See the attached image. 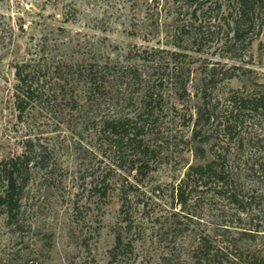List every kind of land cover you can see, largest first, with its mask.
<instances>
[{"label":"rangeland","instance_id":"1","mask_svg":"<svg viewBox=\"0 0 264 264\" xmlns=\"http://www.w3.org/2000/svg\"><path fill=\"white\" fill-rule=\"evenodd\" d=\"M200 1L205 5L197 19H205L210 31L220 29L203 40L202 52L195 50L197 45L187 33L175 32L177 24L187 23L190 0H0V160L21 153L23 141L31 139L48 149L57 174L29 186L22 230L12 232L0 214V264H108L120 220L121 182L126 191L132 190L129 183L138 187L130 190L137 194L129 235L134 252L113 264H195L193 250L200 236L218 245H253L249 233H240L256 223L264 225V173L259 172L264 166V122L247 118L229 148L233 174L248 195L242 203L244 212L210 193L192 196L183 210L169 197L189 165L211 157L216 140L202 141L204 133L195 135L200 128L192 124L209 75L215 78L208 82L207 93L219 108L233 92L246 95L264 88L258 50L264 27L242 57L233 58L217 44L228 0ZM39 47L68 65L129 66L135 69L137 82L123 88L125 77L117 78L104 100L82 111L77 108L86 103L75 108L66 86L67 96L56 108L21 122L14 104V64L37 58ZM172 51L182 55L175 57ZM173 63L182 70L169 71ZM230 74L234 76L229 78ZM80 85L79 98L84 91ZM144 87L160 93L164 102L157 115L160 132L146 134L160 146L159 154L143 178L116 165V155L98 134V123L113 114L135 111ZM101 175L110 184L105 200L90 188ZM76 202L79 209L73 214ZM256 209L263 211L259 222L253 216ZM168 216L179 218L180 226L162 227Z\"/></svg>","mask_w":264,"mask_h":264},{"label":"trees","instance_id":"2","mask_svg":"<svg viewBox=\"0 0 264 264\" xmlns=\"http://www.w3.org/2000/svg\"><path fill=\"white\" fill-rule=\"evenodd\" d=\"M190 1L187 3V23L183 21V24H177L175 32L179 34L178 36L187 33V39L197 45L195 50L202 52L203 40L215 33L219 34L220 29L210 31L211 27L205 24V19H197L199 10L205 4L199 0ZM192 2L199 4L194 6ZM225 9L227 13L224 22L220 25L224 28L223 35L217 44L231 53L230 56L233 58H241L243 51L263 33L264 0H228ZM258 50L260 61L264 64V38ZM45 53V49L39 47L37 58L32 56L14 64L16 80L14 104L21 122L37 118V113L51 112L67 96L66 86L69 87L71 94L70 103L76 106L75 108L82 101L86 103L85 106L77 108V111H82L85 108L89 109L94 101L104 100L115 87L117 78L125 77V81L121 84L123 88L129 87L134 81L137 82L134 79L137 75L133 73L135 69L129 66L120 65L118 69L109 62L104 65L99 63L68 65L51 59ZM171 55L176 57L182 54L172 51ZM181 70L182 67L177 63L169 67V71ZM233 76L230 74L229 78ZM170 77L173 75L171 74ZM214 78L215 74L209 75L207 84L201 87V104L198 105L197 115L192 124L200 128L195 131V135L204 133L202 141L207 142L212 138L216 141L211 145V157L189 165L184 176L172 187L169 197L175 202L174 205L177 203L181 206L180 210H183L188 200L199 192L226 199L237 209L242 207V203L248 198L247 191L238 185L233 174V165L230 162L233 155L229 148L234 135L238 134L241 125L248 121L247 118H257L258 122H264V88L246 95L233 92L227 97L226 105L219 108L216 103H212V96L207 93L210 90L208 82L212 83ZM79 84L84 90L81 98L76 95ZM143 89L142 99L135 111L130 114H113L100 119L98 134L103 136L105 143L116 155V165L119 168L127 166L129 173L133 172L134 176L144 178L152 170L151 166L159 154L160 147L157 142L148 140L146 134L153 132L154 135L155 132H160L157 115L162 112L164 101L162 95L155 93L154 89L145 87ZM250 124L254 126L259 123ZM223 140L226 142L223 143ZM48 153L47 148L35 144L31 139H26L23 141L21 153L0 160V214L5 215L6 224L12 232L20 231L25 226L24 199L29 186L36 181L52 179L57 175L55 166H51ZM200 155L205 158L203 149ZM259 172L264 173V166ZM34 173L38 174L35 178L32 175ZM60 176L63 178L62 173ZM100 177H102L101 181L93 183L90 188L97 192L99 200H105L110 184L104 175ZM59 180L62 182V179ZM125 186L124 182L119 185L122 199L120 220L115 230L114 244L109 251L108 264H113L119 257L134 252V243L129 235L133 228L132 202L135 201L137 194L131 191L138 187L129 183L128 187L132 190L126 191ZM78 209L76 202L73 206V214H76ZM240 211L244 212V207ZM256 212L253 216L259 222L263 217V211L256 209ZM179 222H181L179 218L168 216L167 221H163L160 225L162 227L169 225L176 229L180 226ZM247 233L250 234L253 244L249 247L236 245L235 242L218 245L212 242V238L200 236L193 250L195 264H264V225L256 223L254 228L241 231L240 234ZM88 238L84 237V240Z\"/></svg>","mask_w":264,"mask_h":264}]
</instances>
